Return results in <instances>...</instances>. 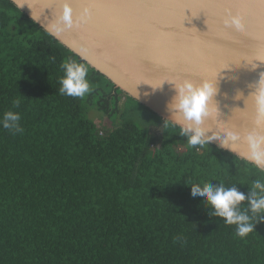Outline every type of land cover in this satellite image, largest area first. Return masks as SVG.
Masks as SVG:
<instances>
[{"label": "trees", "instance_id": "16d2710c", "mask_svg": "<svg viewBox=\"0 0 264 264\" xmlns=\"http://www.w3.org/2000/svg\"><path fill=\"white\" fill-rule=\"evenodd\" d=\"M69 61L88 68L84 97L59 92ZM7 110L23 132L0 127V264H264V222L241 239L187 185L247 194L264 170L214 144L189 146L180 126L0 0V118Z\"/></svg>", "mask_w": 264, "mask_h": 264}, {"label": "water", "instance_id": "95a60500", "mask_svg": "<svg viewBox=\"0 0 264 264\" xmlns=\"http://www.w3.org/2000/svg\"><path fill=\"white\" fill-rule=\"evenodd\" d=\"M19 3L22 8L13 4L163 119L171 117L167 104L174 95L165 81L200 84L208 80L218 88L209 103L213 107L217 103L220 111L205 118L203 126L216 135L225 131L238 134L240 140L231 153L245 160L250 154L247 137H264V0ZM65 4L70 9L67 24L60 20ZM233 18L239 20V27L231 23ZM53 24L62 30L51 31ZM150 85L161 88L153 92ZM168 121L180 127L185 123L182 115Z\"/></svg>", "mask_w": 264, "mask_h": 264}, {"label": "clouds", "instance_id": "9594fccd", "mask_svg": "<svg viewBox=\"0 0 264 264\" xmlns=\"http://www.w3.org/2000/svg\"><path fill=\"white\" fill-rule=\"evenodd\" d=\"M18 7L19 0H12ZM69 7L65 4L64 11L60 20L67 24L69 22ZM33 20V17H32ZM38 20H35L37 22ZM225 23H229L225 21ZM239 27V20L233 18L231 21ZM51 31L59 33L62 28L57 24L50 26ZM63 76L60 78L59 92L69 97H84L92 91L90 82L87 79L88 68L83 63L69 61L61 65ZM174 90V95L167 104V110L171 117L165 120H173L174 116L182 115L184 124L180 128V134L186 137L187 144L191 147L210 145L216 143L222 150L235 153L233 145L240 140V136L231 131H225L216 135L209 128L203 126L205 118H213V113L220 111L216 103L215 107L210 105L214 101L213 97L217 94L216 82L202 81L194 84L189 80L183 82L165 81ZM164 82V83H165ZM163 83V84H164ZM149 85V84H145ZM153 92L161 86H151ZM145 96L149 93H145ZM138 98V97H137ZM20 99L12 101L13 108H19ZM21 115L18 111L7 110L0 118V127L9 130L13 134L23 132L20 125ZM211 134L209 135V133ZM247 142L250 154L246 157L258 169L264 170V137L249 135ZM191 187V196L200 197L210 210H206L209 217L222 218L227 225H235V234L241 239L254 231L259 222H264V181L257 179L252 183L247 194L241 192L235 185L231 187L219 182L187 184ZM247 201L246 204L244 202ZM243 205V208H242ZM254 223V218H257ZM179 239V237L177 238Z\"/></svg>", "mask_w": 264, "mask_h": 264}, {"label": "rangeland", "instance_id": "374dc122", "mask_svg": "<svg viewBox=\"0 0 264 264\" xmlns=\"http://www.w3.org/2000/svg\"><path fill=\"white\" fill-rule=\"evenodd\" d=\"M136 111L137 109H133L132 112L129 113V115L133 116L132 119L134 120V123L144 127V124L142 123V118H141L142 114L138 115ZM89 117L92 118L94 122H96L98 127H101L103 125L107 129L111 128L110 121H108V119L105 116H102V113L96 110H90ZM151 130H153L154 132L160 133L161 128L160 127L151 128Z\"/></svg>", "mask_w": 264, "mask_h": 264}, {"label": "snow or ice", "instance_id": "6c2138e0", "mask_svg": "<svg viewBox=\"0 0 264 264\" xmlns=\"http://www.w3.org/2000/svg\"><path fill=\"white\" fill-rule=\"evenodd\" d=\"M233 7H236L235 5ZM240 7H244L243 5H241ZM241 19H243V16H241Z\"/></svg>", "mask_w": 264, "mask_h": 264}]
</instances>
